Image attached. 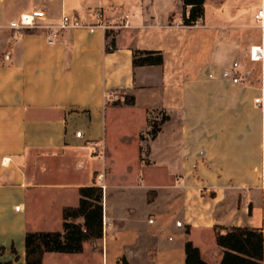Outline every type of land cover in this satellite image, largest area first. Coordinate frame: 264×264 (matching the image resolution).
<instances>
[{
  "label": "crops",
  "instance_id": "obj_1",
  "mask_svg": "<svg viewBox=\"0 0 264 264\" xmlns=\"http://www.w3.org/2000/svg\"><path fill=\"white\" fill-rule=\"evenodd\" d=\"M261 9L264 0H206L204 19L188 27L182 0H0V264H26L27 233L61 232L64 207H77L89 186L104 190L102 252L88 243L44 264H186L188 242L220 264L215 228L264 233V58L251 60L253 47L264 54ZM95 11L111 27L108 40L101 27L62 30L54 44L46 30L10 27L23 16L92 24ZM135 51L161 52L164 64L134 68ZM120 94L135 105L109 104ZM151 114L165 116L155 139ZM137 115L150 163L137 158L128 182L115 174L107 137L111 124ZM156 147L177 151L180 167L158 164ZM156 169L166 183L148 181ZM82 175L87 186L73 180ZM54 218L60 230L39 228Z\"/></svg>",
  "mask_w": 264,
  "mask_h": 264
},
{
  "label": "trees",
  "instance_id": "obj_2",
  "mask_svg": "<svg viewBox=\"0 0 264 264\" xmlns=\"http://www.w3.org/2000/svg\"><path fill=\"white\" fill-rule=\"evenodd\" d=\"M184 26H196L204 19L206 0H182ZM189 9V15L187 10ZM113 36L106 32L107 40ZM115 40L107 45V53L115 50ZM164 57L161 52L135 51L133 67L161 66ZM125 105H135L134 97H126ZM120 105L117 103L116 106ZM160 130L154 127L151 132L155 139ZM79 205L64 207L61 232H28L26 235V264H44L47 254L76 255L84 252L85 245L96 243L104 238V190L89 186L79 189ZM216 243L223 250L220 264H264V233L251 228H215ZM186 264H207L200 250L191 242L185 246ZM121 264H128L125 259Z\"/></svg>",
  "mask_w": 264,
  "mask_h": 264
},
{
  "label": "rangeland",
  "instance_id": "obj_3",
  "mask_svg": "<svg viewBox=\"0 0 264 264\" xmlns=\"http://www.w3.org/2000/svg\"><path fill=\"white\" fill-rule=\"evenodd\" d=\"M121 98L119 100L112 99L109 104L116 105L117 103L122 104V101H125V98L128 96H125L124 94H120ZM158 117L159 121L155 120V118ZM164 120V121H163ZM165 122V116L160 117V115L151 114V116H148V126L150 127L149 131H153L154 127L158 130L161 129V126ZM143 124V119L140 116H135V118L131 122H121L120 124H116L113 126L111 124L110 131L108 133L107 137V147L111 154L114 156L115 160V174H118L119 176H122L123 180H126L128 182L135 181L136 176L139 172V169L137 168L136 160L139 159L140 162L144 163L145 165H149L150 160L148 156V147H149V141L146 137L148 134V129L141 130ZM177 126V121L174 122V124H171L167 128V133H170L173 128ZM141 130V131H140ZM141 132L139 135V142L143 143L142 149L140 153L137 155V134ZM146 141V142H145ZM172 142L168 137L166 139L162 140V143H170ZM161 147V146H160ZM166 150L163 151V149L159 150V147H156L153 153L154 160L164 166L167 165H173L175 168L180 167L179 160H181L180 154L177 153V151L174 150ZM97 155H102L100 152ZM103 156V155H102ZM180 156V157H179ZM103 159V158H102ZM101 159V160H102ZM105 159V158H104ZM97 163V162H96ZM102 163V161H101ZM98 164V163H97ZM96 165V164H95ZM99 167V165H98ZM147 176L149 177L148 181L159 184V183H166L167 179L164 178V174L161 169L151 170L147 171ZM264 177L262 173V178ZM129 178V179H128ZM71 179V177H69ZM68 179V180H69ZM128 179V180H127ZM77 180L76 182H79L80 184L88 185V177L85 175L80 176L79 178L73 179ZM113 178L109 179V182H112ZM105 196L108 199V202H111L113 197L115 196V192L112 189H108L105 192ZM40 229L43 230H49V231H55L60 230V228L57 226V219L52 220H46L44 223H41L39 225ZM99 242L92 244V250L95 252H102V249L98 246H96ZM69 261L72 260L63 258L62 261ZM60 261L58 258L50 257L47 259V264H55L56 262Z\"/></svg>",
  "mask_w": 264,
  "mask_h": 264
},
{
  "label": "built area",
  "instance_id": "obj_4",
  "mask_svg": "<svg viewBox=\"0 0 264 264\" xmlns=\"http://www.w3.org/2000/svg\"><path fill=\"white\" fill-rule=\"evenodd\" d=\"M30 17V16H28ZM25 16L21 17V19L17 22H12L10 27L15 31L22 32L26 30H46L47 37L49 39V44H54L55 40L59 36V32L62 30H74V29H94L97 27H101L107 31L110 30V26H107L103 23V12L102 11H95L93 14L94 23L87 24L84 23L79 17L77 16H68L65 15L62 19V23L60 26L56 27L54 25H41L36 22L35 17H31V21H24ZM256 20L260 23L261 28H264V9L258 11L256 15ZM264 58V54L260 47H253L251 49V60L253 61H261ZM239 81L238 78H234V82L237 83ZM256 104L262 106L263 102L260 99H256ZM95 150H98V144L94 145ZM100 153L103 155L104 150L102 149Z\"/></svg>",
  "mask_w": 264,
  "mask_h": 264
},
{
  "label": "bare ground",
  "instance_id": "obj_5",
  "mask_svg": "<svg viewBox=\"0 0 264 264\" xmlns=\"http://www.w3.org/2000/svg\"><path fill=\"white\" fill-rule=\"evenodd\" d=\"M29 19H30V21H31L32 18H30V17H28V16H25L24 21H28ZM30 21H28V22H30Z\"/></svg>",
  "mask_w": 264,
  "mask_h": 264
}]
</instances>
